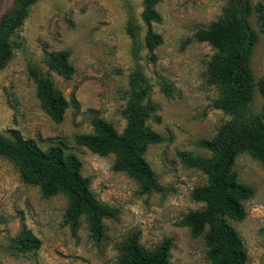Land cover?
Here are the masks:
<instances>
[{
  "label": "rangeland",
  "instance_id": "1",
  "mask_svg": "<svg viewBox=\"0 0 264 264\" xmlns=\"http://www.w3.org/2000/svg\"><path fill=\"white\" fill-rule=\"evenodd\" d=\"M226 2L157 0L154 8L160 20L150 22L149 28L160 35L161 43L151 52L143 44L147 25L140 16L142 0H36L29 7L13 36V55L0 69V134L15 129L41 149L57 144L73 153L81 175L89 178L90 192L110 206L113 215L101 219L99 241L91 238L83 214L71 232L64 222L65 195L43 198L38 186L23 182L13 163L0 156V264H113L118 246L133 232L148 250L170 238L171 264H209L202 237H192L187 227L176 224L187 211L201 207L189 193L205 182V175L183 164L177 153L209 157L196 141L212 137L228 119L214 106L218 87L206 72L214 49L195 39V32L215 20ZM11 4L12 0H0V15ZM250 5L248 21L257 39L249 58L254 82L249 112L262 114L264 121V100L256 86L264 76V30L258 20L259 11L264 15V0H250ZM129 21L138 26L136 44L126 31ZM63 49L69 51L74 70L67 79L44 62L48 53ZM30 68L46 73L67 99L76 100L77 108L67 107L60 122L40 109ZM134 74L146 88L143 102L155 107L146 123L166 137L148 145L143 154L159 186L149 192L125 172L112 169L113 154H95L74 140L76 134L91 131L92 113L117 132L122 130L121 110L133 96ZM162 83L168 84V95ZM232 169L253 195L243 201L241 220L226 221L242 240L245 264H264V166L242 152ZM23 227L39 239L38 248L17 247Z\"/></svg>",
  "mask_w": 264,
  "mask_h": 264
},
{
  "label": "trees",
  "instance_id": "2",
  "mask_svg": "<svg viewBox=\"0 0 264 264\" xmlns=\"http://www.w3.org/2000/svg\"><path fill=\"white\" fill-rule=\"evenodd\" d=\"M35 1L12 0L11 7L0 15V69L13 55V36ZM142 2L140 16L147 25L143 44L151 52L161 43V37L151 31L149 23L158 22L160 16L154 8L157 0ZM250 11V0H227L221 14L195 32L196 40L204 41L214 49L206 72L208 79L218 87L214 106L227 114L228 119L212 137L196 141L198 147L210 153L209 157L184 151L177 153L183 164L205 175V182L194 186L189 193L190 199L201 203V207L187 211L176 224L187 227L192 237H202L209 264H245L242 240L226 218L238 221L244 217L243 201L253 195V189L238 181L232 165L237 154L246 152L264 166V121L262 114L249 112L254 93L249 58L257 39L248 21ZM258 20L264 30L261 11ZM126 31L136 44L138 26L129 21ZM69 54L66 49L48 53L44 60L47 69L64 79L69 78L74 71L68 60ZM29 73L38 105L53 122L62 120L67 107L77 108L74 97L67 99L46 73L37 68H30ZM256 86L264 100V76ZM161 90L168 95V84L162 83ZM145 95V85L134 74L133 96L121 110L125 119L122 130L117 132L109 122L92 113L91 131L76 134L74 140L95 154H113L112 169L125 172L142 191L149 192L158 190L159 186L143 154L148 145L164 141L166 137L146 123L155 107L143 102ZM0 156L13 163L23 182L38 186L43 198L56 193L65 195L64 222L69 224L71 232L83 214L91 238L101 239V219L113 215V209L94 198L89 190V178L81 175L80 161L73 153L64 152L57 144L41 149L33 139L24 138L18 130L11 129L6 136L0 134ZM16 245L20 250L28 251L38 248L40 241L23 227L16 237ZM171 246V239L165 237L152 249H144L138 242V232H133L118 246L119 255L113 264H171Z\"/></svg>",
  "mask_w": 264,
  "mask_h": 264
}]
</instances>
